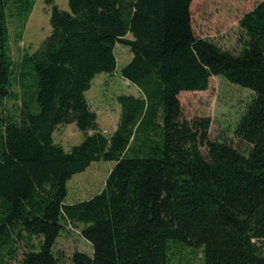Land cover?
Listing matches in <instances>:
<instances>
[{
    "label": "trees",
    "instance_id": "trees-1",
    "mask_svg": "<svg viewBox=\"0 0 264 264\" xmlns=\"http://www.w3.org/2000/svg\"><path fill=\"white\" fill-rule=\"evenodd\" d=\"M45 1L50 33L14 61L0 0V264L20 242L18 264H58L66 226L92 247L74 264H169L177 243L201 248L204 264H264V0L241 16L237 53L195 35L192 0ZM116 44L131 53L119 68ZM116 72L139 94L116 96L106 135L85 93ZM212 76L254 92L234 129L243 151L210 138L209 116L183 115L179 93ZM70 123L83 138L65 150L52 135ZM100 160L115 162L103 188L65 203L68 180Z\"/></svg>",
    "mask_w": 264,
    "mask_h": 264
},
{
    "label": "rangeland",
    "instance_id": "rangeland-1",
    "mask_svg": "<svg viewBox=\"0 0 264 264\" xmlns=\"http://www.w3.org/2000/svg\"><path fill=\"white\" fill-rule=\"evenodd\" d=\"M260 0H192L190 4L192 28L196 36L207 38L221 48L237 53L241 49L243 32L239 27V20L243 13L250 10ZM32 2L28 11V4ZM61 8L68 9V0H53ZM51 4L45 0H6V20L8 27L7 49L11 58L18 61L25 53L35 51L50 33L49 16ZM127 37L131 38L128 34ZM115 56L117 68L125 64L131 53L125 46L116 44ZM17 80L12 83V90L20 95L21 87ZM123 93L139 94L136 86L124 78L105 73L97 74L86 91L91 109L97 115L98 127L110 135L116 127L120 105L116 96ZM254 92L247 87L231 83L219 76L209 79V87L202 91H182L179 99L183 115L187 119L198 116H209L211 125L209 136L211 139L226 140L240 150L245 144L235 135L234 129L241 114L251 101ZM9 109H16L20 100L11 97L6 101ZM91 132V131H90ZM55 142L69 150L79 143L83 133L74 123L59 125L53 132ZM203 152L205 148L200 147ZM114 161H93L84 171L74 174L67 182L65 203H72L87 199L99 192L105 179L114 165ZM79 227L66 226L56 240L54 250L58 257V264H74L72 254L75 251L91 254L92 247L85 240ZM36 246V239L32 240ZM36 248V247H35ZM27 250L23 242L14 247L10 255L3 256L1 264H18L21 252ZM169 264H204L201 248H194L174 244L170 252Z\"/></svg>",
    "mask_w": 264,
    "mask_h": 264
}]
</instances>
